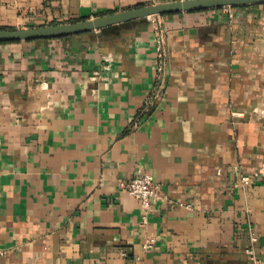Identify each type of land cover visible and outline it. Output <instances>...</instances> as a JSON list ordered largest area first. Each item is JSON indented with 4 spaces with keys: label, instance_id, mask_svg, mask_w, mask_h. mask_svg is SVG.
Masks as SVG:
<instances>
[{
    "label": "crops",
    "instance_id": "1",
    "mask_svg": "<svg viewBox=\"0 0 264 264\" xmlns=\"http://www.w3.org/2000/svg\"><path fill=\"white\" fill-rule=\"evenodd\" d=\"M171 1L0 0V29ZM231 12L0 44V264H252L251 233L264 264V3ZM144 174L147 213L126 193Z\"/></svg>",
    "mask_w": 264,
    "mask_h": 264
},
{
    "label": "water",
    "instance_id": "2",
    "mask_svg": "<svg viewBox=\"0 0 264 264\" xmlns=\"http://www.w3.org/2000/svg\"><path fill=\"white\" fill-rule=\"evenodd\" d=\"M264 0H179L157 5L143 6L93 19L50 25L31 29H0V44L63 39L70 36L100 31L131 21L153 16H169L179 13L202 12L214 9L236 8L262 4Z\"/></svg>",
    "mask_w": 264,
    "mask_h": 264
},
{
    "label": "built area",
    "instance_id": "3",
    "mask_svg": "<svg viewBox=\"0 0 264 264\" xmlns=\"http://www.w3.org/2000/svg\"><path fill=\"white\" fill-rule=\"evenodd\" d=\"M229 18H232L233 8H223ZM154 35H155V71L157 77L160 76L165 68L167 48H166V35L161 28L159 22L152 23ZM264 135V127H263ZM261 174H264V163L253 173L252 178L257 179ZM251 179L248 176L241 178V185L246 187L250 185ZM126 193L133 199L139 201L142 209L147 213L152 204L161 200L163 197L160 193V186H158L151 175L144 174L140 177L134 178L126 184ZM145 220V217H144ZM250 246L246 249V255L252 264H263L255 257L254 245L257 243V237L255 233H251L249 237ZM154 244V238H146L142 243L144 250L150 249Z\"/></svg>",
    "mask_w": 264,
    "mask_h": 264
},
{
    "label": "trees",
    "instance_id": "4",
    "mask_svg": "<svg viewBox=\"0 0 264 264\" xmlns=\"http://www.w3.org/2000/svg\"><path fill=\"white\" fill-rule=\"evenodd\" d=\"M163 17H165V16H163Z\"/></svg>",
    "mask_w": 264,
    "mask_h": 264
}]
</instances>
